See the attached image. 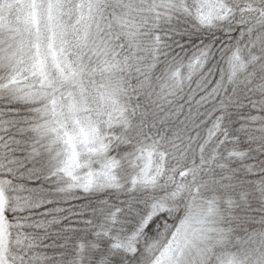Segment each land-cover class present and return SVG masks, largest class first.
<instances>
[{
	"label": "snow or ice",
	"instance_id": "snow-or-ice-1",
	"mask_svg": "<svg viewBox=\"0 0 264 264\" xmlns=\"http://www.w3.org/2000/svg\"><path fill=\"white\" fill-rule=\"evenodd\" d=\"M0 264H264V0H0Z\"/></svg>",
	"mask_w": 264,
	"mask_h": 264
}]
</instances>
